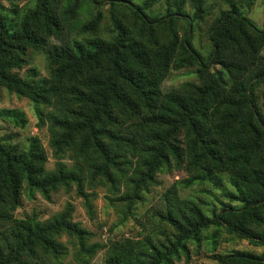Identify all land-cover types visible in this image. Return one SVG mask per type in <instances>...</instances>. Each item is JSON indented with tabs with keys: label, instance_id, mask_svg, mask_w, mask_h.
<instances>
[{
	"label": "trees",
	"instance_id": "1",
	"mask_svg": "<svg viewBox=\"0 0 264 264\" xmlns=\"http://www.w3.org/2000/svg\"><path fill=\"white\" fill-rule=\"evenodd\" d=\"M204 1L192 0L190 14L187 0H166L165 12L153 14L156 0H37L17 21L0 0V87L36 106L54 107L49 119L55 153L75 147L94 158L93 176L107 179L135 161L137 195L162 166L181 161L172 143L183 133L191 177L180 183L209 182L226 199L207 212L172 186L165 194L168 211L161 217L173 234L161 242L127 240L107 255L105 264H176L182 255L189 257L188 243H199L211 226L264 246V113L257 96V86L264 84V28L239 5L250 7L253 0L229 2L210 26L212 51L206 59L190 29L208 13ZM87 3L92 7L88 19L77 24ZM104 6L109 26L102 33ZM181 20L189 26L183 35ZM29 49L45 52L50 78L35 81L15 71L27 64ZM193 65L198 82L163 90L171 68ZM47 158L38 137L27 149L0 139V221L14 223L2 237L0 264H49L44 256H61L57 238L63 233L89 253L103 247L87 244L90 233L69 221L67 213L49 221L13 217L24 195L39 192L49 198L74 182L82 193V178L60 163L47 169ZM223 175L234 191L224 187ZM219 263L264 264V253L235 250Z\"/></svg>",
	"mask_w": 264,
	"mask_h": 264
},
{
	"label": "rangeland",
	"instance_id": "2",
	"mask_svg": "<svg viewBox=\"0 0 264 264\" xmlns=\"http://www.w3.org/2000/svg\"><path fill=\"white\" fill-rule=\"evenodd\" d=\"M142 3L143 0H134ZM240 0H205L207 14L203 19L193 21L191 34L195 48L208 58L212 51L209 39L210 26L220 15V11L228 8L229 2ZM37 0H3L6 13L17 21L24 18L36 5ZM245 14L259 28H264V0H253L248 7L239 3ZM166 0H156L151 12H165ZM92 7L86 4L78 13V22L88 19ZM185 9L193 14L192 0H187ZM104 18L100 32H105L109 26L108 7H103ZM188 23L181 20L180 33L183 35ZM264 52V50H263ZM27 64L15 71L30 80L42 81L51 76L46 54L42 50L29 49ZM196 65L180 69L171 68L162 82L163 90L177 88L187 81L198 82ZM219 68V66H217ZM258 104L264 113V84L257 86ZM43 114L40 116L39 111ZM53 106H36L27 97L19 96L5 87H0V139L17 149H27L31 140L38 137L47 152V169H55L62 164L67 170L75 172L82 178V193L78 192L77 184L60 186L46 198L37 192L34 197L24 195L20 207L12 212L14 218L35 217L40 221H49L63 213L68 214L69 221L77 223L90 234L87 244L95 242L103 244L95 253H89L75 237L63 233L57 238L62 244V254L59 258L44 256L49 264H105V258L115 248L127 240L151 238L155 242L164 241L174 232L171 225L162 219L168 211L167 191L174 185L184 199L193 200L207 212L219 208L220 201H226L220 189L214 188L209 182H195L190 186L181 184V180L191 177L186 170L185 140L179 133L173 140L175 154L180 162L174 159L168 166H162L155 172L154 179L144 184L137 195L134 193V182L138 173L135 161L126 163L124 169L116 171L110 179L93 176L94 158L91 155L80 154L75 147H69L61 153H55L52 147L49 112ZM21 117V118H20ZM224 187L234 191V187L223 175ZM213 205V206H212ZM238 205V204H237ZM13 221H0V243H3L4 233H8ZM190 255H184L176 260V264H220V258L235 250L254 254L264 253V246L251 244L248 240L228 233L224 227L211 226L202 233L199 243L189 242Z\"/></svg>",
	"mask_w": 264,
	"mask_h": 264
}]
</instances>
